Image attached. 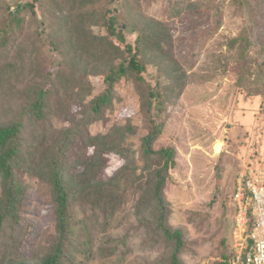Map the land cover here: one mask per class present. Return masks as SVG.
I'll return each instance as SVG.
<instances>
[{
	"label": "trees",
	"instance_id": "16d2710c",
	"mask_svg": "<svg viewBox=\"0 0 264 264\" xmlns=\"http://www.w3.org/2000/svg\"><path fill=\"white\" fill-rule=\"evenodd\" d=\"M152 1L0 0V264H91L97 249L116 253L118 245L98 247L94 232L101 222L126 215L130 203L137 217L131 230H144V240L165 252L150 264H185L189 239L171 224L166 196L177 152L155 147L189 78L174 56L167 20L184 12L209 14L213 2L168 0L167 17L159 19L147 12ZM217 8L222 11L221 4ZM252 45L245 34L231 37L223 69L235 57L236 84L250 96H264V67L248 61ZM91 77L103 79L101 92L94 93ZM124 81L133 84L141 120L127 116L93 134L91 125L106 122L124 103L118 93ZM110 154L121 164L105 178ZM40 186L54 223L30 257L28 242L15 232L23 226L38 235L25 210ZM7 248L32 263L5 257ZM234 253L222 252L215 264H231Z\"/></svg>",
	"mask_w": 264,
	"mask_h": 264
},
{
	"label": "rangeland",
	"instance_id": "374dc122",
	"mask_svg": "<svg viewBox=\"0 0 264 264\" xmlns=\"http://www.w3.org/2000/svg\"><path fill=\"white\" fill-rule=\"evenodd\" d=\"M232 1L212 0L209 14L205 9L203 15L184 12L181 17L167 20L173 26L174 56L188 71L189 78L184 93L170 107V117L155 147L169 145L177 152V165L171 169L172 179L166 187V196L173 209L171 224L185 229L189 239L185 264H215L222 252L231 253L235 249L238 236L233 203L236 179L240 172L256 168L264 156V96H250L245 86L236 84L235 57L227 60L226 71L222 64L227 41L245 34L253 42L248 50V61L253 66L259 63L264 67V0H243V6ZM168 4V0H153L147 12L159 19L167 17ZM218 4L222 11L218 10ZM217 12L220 23L216 22ZM96 31L101 30L96 28ZM91 81L95 94L104 89L102 78L91 77ZM118 93L124 103L106 122L92 124L93 134L106 132L113 123L127 116L135 114L134 119L141 120L136 114L139 100L133 84L121 82ZM73 109L77 113L78 108ZM217 140L222 142L220 151L215 149ZM120 164L119 157L110 154L102 177H109ZM131 205L127 206L126 215L125 211L117 214L108 225L101 222L93 231L98 247L118 245V248L109 256L100 254L97 249L91 264H150L164 257L162 244L146 242L144 230H131L132 224L137 222ZM50 214L47 190L43 186L36 187L25 217L37 224L35 233L38 235L32 233L31 236L23 226L15 232L28 242L30 257L43 248L41 237L52 231L54 220L49 219ZM128 231L132 232L130 239ZM122 239L125 245L121 244ZM4 251L7 258L32 263L15 249Z\"/></svg>",
	"mask_w": 264,
	"mask_h": 264
},
{
	"label": "built area",
	"instance_id": "2783aa9c",
	"mask_svg": "<svg viewBox=\"0 0 264 264\" xmlns=\"http://www.w3.org/2000/svg\"><path fill=\"white\" fill-rule=\"evenodd\" d=\"M233 203L238 236L231 264H264V156L256 168L238 174Z\"/></svg>",
	"mask_w": 264,
	"mask_h": 264
},
{
	"label": "bare ground",
	"instance_id": "6f19581e",
	"mask_svg": "<svg viewBox=\"0 0 264 264\" xmlns=\"http://www.w3.org/2000/svg\"><path fill=\"white\" fill-rule=\"evenodd\" d=\"M221 147H222V142L220 140H217L215 142V149H216V151H220L221 150Z\"/></svg>",
	"mask_w": 264,
	"mask_h": 264
}]
</instances>
